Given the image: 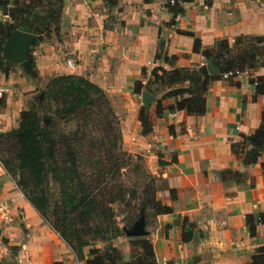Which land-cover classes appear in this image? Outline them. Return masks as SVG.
Returning <instances> with one entry per match:
<instances>
[{"label":"crops","instance_id":"1","mask_svg":"<svg viewBox=\"0 0 264 264\" xmlns=\"http://www.w3.org/2000/svg\"><path fill=\"white\" fill-rule=\"evenodd\" d=\"M172 1L117 0L106 7L101 0H64L57 32L41 39L35 35L27 47L36 77L14 60L0 72V85L8 90L0 99V133L17 126L19 112L48 79L73 75L89 81L104 92L119 121L122 150L143 157L160 184L156 199L170 208L144 228L155 263L250 264L264 246V225L256 222L264 213V151L256 163L243 164L230 146L260 124L264 96H254L250 80L264 71L211 81L201 116L166 109L178 97L161 100L162 113L155 116V102L173 88L148 93L143 86L154 67L208 69L212 59L192 51L194 39L200 50L215 51L221 40L233 48L239 37L264 35V0H191L179 3L178 14L170 10ZM136 81L142 85L138 93ZM145 92L151 97L147 107ZM140 109L149 116L147 133L138 122ZM0 202L7 217L0 220V264H84L1 165ZM127 241L112 240L123 262L129 258Z\"/></svg>","mask_w":264,"mask_h":264},{"label":"trees","instance_id":"2","mask_svg":"<svg viewBox=\"0 0 264 264\" xmlns=\"http://www.w3.org/2000/svg\"><path fill=\"white\" fill-rule=\"evenodd\" d=\"M63 1L15 0L10 6L9 0H0V18L7 19L0 20V72L8 71L7 59L1 56L3 42L14 30L36 35L37 39L56 33ZM101 1L106 7L117 3ZM190 1L173 0L171 12L181 13L179 3ZM192 51L206 60L212 59L216 73H210L205 65L196 69L152 68L143 86L145 91L173 88L155 102V116L162 113L160 101L174 97L179 99L166 109L203 115L208 84L225 72L253 71L264 57V35L239 37L233 48L221 40L215 51L200 50L194 39ZM27 59V75L33 79L34 63L31 57ZM259 67L264 69V63ZM183 83L187 85L181 87ZM250 83L254 96H264V76L253 78ZM141 88L139 81L134 82V92ZM69 121L74 123L73 129L63 130L61 125ZM138 122L142 133L150 130L144 109L138 112ZM230 151L243 164L257 162L264 151V108L259 126L249 136L241 137L239 143L231 144ZM131 157L121 149L119 121L104 92L73 75L48 79L19 112L17 126L0 133V165L23 198L84 264H156L146 236L127 237L125 231L139 219L145 227L148 218L168 214L170 208L155 198L149 186L137 192L136 187L121 179V171L129 169ZM51 186L56 189L55 194ZM119 208L128 210L120 220L122 226L116 222ZM256 222L264 225V213L257 215ZM118 237L129 239L127 262L121 260L119 249L112 244ZM250 264H264V246L256 249Z\"/></svg>","mask_w":264,"mask_h":264},{"label":"water","instance_id":"3","mask_svg":"<svg viewBox=\"0 0 264 264\" xmlns=\"http://www.w3.org/2000/svg\"><path fill=\"white\" fill-rule=\"evenodd\" d=\"M35 39V35L14 30L11 36L3 42L2 45V57L7 60H14L21 63L24 69L29 68V61L27 59V47ZM208 70L216 73V70L212 67V62L207 63ZM151 97L148 93L142 94V105L147 107ZM144 225L142 219L133 223L129 230L125 231L127 237H140L145 236ZM7 264H15L13 262Z\"/></svg>","mask_w":264,"mask_h":264},{"label":"rangeland","instance_id":"4","mask_svg":"<svg viewBox=\"0 0 264 264\" xmlns=\"http://www.w3.org/2000/svg\"><path fill=\"white\" fill-rule=\"evenodd\" d=\"M262 63H264V57L259 61V64H257V66L253 70H257V69L259 70V68H260L259 66ZM260 71H264V70L260 68ZM73 127H74V123L70 122V121L61 125V128L63 130H65V131L73 129ZM121 149H122V146H121ZM123 152H125V151H123ZM127 154L131 155L132 157H131L130 162L128 164L129 169H127L125 171L124 170L121 171V173H122L121 179L127 185L136 187L137 192H140L143 189V187L149 186V188H151L153 190V193L155 195L156 187L158 188L160 186V184L156 182L157 177L152 175L149 172V170L147 169L145 160L143 159V157L141 155L132 154V153H127ZM134 171H136V172H134ZM51 189H52V192H54V194H55L56 193V189L53 188L52 186H51ZM133 202H136V200L133 201ZM127 212H128V210H123V209L119 208L118 217L116 218V222L118 224H120V220L126 216ZM147 221H148L147 225L145 226L146 229L148 227H151V225H152V219L151 218H148ZM120 225L122 226V224H120ZM126 240H129V239L126 238ZM127 242H129V241H127ZM96 246L100 247L99 244H96Z\"/></svg>","mask_w":264,"mask_h":264},{"label":"built area","instance_id":"5","mask_svg":"<svg viewBox=\"0 0 264 264\" xmlns=\"http://www.w3.org/2000/svg\"><path fill=\"white\" fill-rule=\"evenodd\" d=\"M4 18H6V16H4ZM66 65L68 67H72V62L70 59L66 60ZM252 71H248V70H244V71H229V72H225L222 73L220 75V78L222 80H227V79H231V78H240L243 75H249ZM8 90L5 86L0 85V99L5 96L7 94ZM5 210H6V205L3 202H0V220H6L7 217L5 215Z\"/></svg>","mask_w":264,"mask_h":264}]
</instances>
